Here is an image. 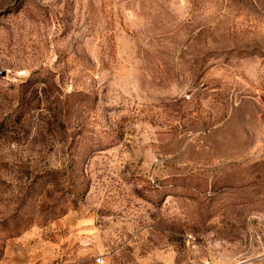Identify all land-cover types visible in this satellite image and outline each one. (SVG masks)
Masks as SVG:
<instances>
[{"label": "rangeland", "instance_id": "374dc122", "mask_svg": "<svg viewBox=\"0 0 264 264\" xmlns=\"http://www.w3.org/2000/svg\"><path fill=\"white\" fill-rule=\"evenodd\" d=\"M10 242L264 264V0H0V264Z\"/></svg>", "mask_w": 264, "mask_h": 264}, {"label": "crops", "instance_id": "0c3cea01", "mask_svg": "<svg viewBox=\"0 0 264 264\" xmlns=\"http://www.w3.org/2000/svg\"><path fill=\"white\" fill-rule=\"evenodd\" d=\"M22 244L28 245L26 241H23ZM18 243L10 242L6 246L5 253L7 256L10 255V261L14 264H40L39 255L30 254L28 251L18 250ZM8 252V253H7Z\"/></svg>", "mask_w": 264, "mask_h": 264}, {"label": "water", "instance_id": "95a60500", "mask_svg": "<svg viewBox=\"0 0 264 264\" xmlns=\"http://www.w3.org/2000/svg\"><path fill=\"white\" fill-rule=\"evenodd\" d=\"M1 76H3V73H1Z\"/></svg>", "mask_w": 264, "mask_h": 264}]
</instances>
